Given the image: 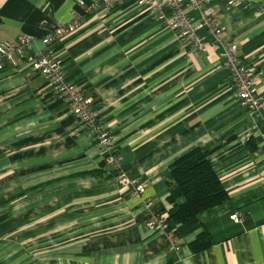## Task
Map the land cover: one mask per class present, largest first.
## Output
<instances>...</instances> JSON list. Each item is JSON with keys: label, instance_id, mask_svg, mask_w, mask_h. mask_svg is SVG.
Listing matches in <instances>:
<instances>
[{"label": "crops", "instance_id": "crops-1", "mask_svg": "<svg viewBox=\"0 0 264 264\" xmlns=\"http://www.w3.org/2000/svg\"><path fill=\"white\" fill-rule=\"evenodd\" d=\"M100 2L0 0V43L31 35L42 50L47 28L82 18L57 47L62 69L94 98L120 152L119 164L107 166L38 72L26 65L0 72V264H264V106L252 113L241 105L221 59L224 44L237 45L264 100V0L204 6L223 28V43L185 0L207 51L181 42L135 0ZM195 148L212 152L228 200L195 225L149 230L146 222L172 207V164ZM119 168L144 192L121 185ZM204 231L214 243L194 253L190 244Z\"/></svg>", "mask_w": 264, "mask_h": 264}, {"label": "built area", "instance_id": "built-area-1", "mask_svg": "<svg viewBox=\"0 0 264 264\" xmlns=\"http://www.w3.org/2000/svg\"><path fill=\"white\" fill-rule=\"evenodd\" d=\"M123 0H102L97 8L111 7ZM141 8H147L158 20L173 30L177 38L184 43L191 44L199 51H207L206 37L198 34L194 26L195 19L186 15L183 11L185 0H135ZM213 0H191L192 6L200 10L201 24L207 29L208 34L215 42L223 43L221 38L223 28L214 17V11L210 8L203 9ZM227 9L242 2V0H226ZM259 9L264 11V3ZM83 25V20L74 14V20L68 25H59L52 29L47 28L41 38L44 45L42 50H35L37 39L26 35L17 42L0 43V72L8 66L14 68L26 65L43 76L46 82L53 88L58 100L68 104L71 115L80 122L90 133L99 148V154L107 166H116L120 162L118 145L111 133L102 125L98 113L94 109V98L85 94L84 89L67 79L62 69V59L58 51V45L70 34L76 32ZM221 59L229 72V81L236 89V95L241 105L252 113H257L263 106L264 100L258 92V75L254 68L247 66L238 56V46L224 44ZM117 179L123 186L132 187L136 194H141L145 186L136 177L123 169H117ZM152 202L148 200L147 206ZM235 222L242 223L241 213L231 216ZM146 226L153 232L169 229V222L160 214L155 215L146 222ZM171 249L179 251V245L173 235L169 233Z\"/></svg>", "mask_w": 264, "mask_h": 264}, {"label": "trees", "instance_id": "trees-1", "mask_svg": "<svg viewBox=\"0 0 264 264\" xmlns=\"http://www.w3.org/2000/svg\"><path fill=\"white\" fill-rule=\"evenodd\" d=\"M211 153L209 150L195 148L172 164L167 197L172 207L162 212L168 222L195 225L200 214L228 200V192L210 160ZM213 243L211 234L204 231L190 244V248L198 253Z\"/></svg>", "mask_w": 264, "mask_h": 264}]
</instances>
